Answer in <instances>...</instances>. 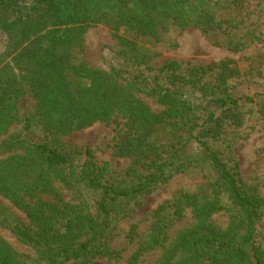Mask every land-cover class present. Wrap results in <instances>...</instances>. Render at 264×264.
Masks as SVG:
<instances>
[{
    "label": "trees",
    "instance_id": "trees-1",
    "mask_svg": "<svg viewBox=\"0 0 264 264\" xmlns=\"http://www.w3.org/2000/svg\"><path fill=\"white\" fill-rule=\"evenodd\" d=\"M214 6L213 0H0V34L7 38L0 52V135L18 121V104L28 93L46 131L65 135L95 122L114 125L116 153L148 163L149 172L138 173L140 178L131 189L117 190L103 183L106 164L93 162L88 149L83 164L77 166L69 153L51 141L17 135L4 141L0 152L9 154L0 159V195L28 220V224L18 221L10 230L45 264H87L94 258L121 257L120 250L100 241L116 213L115 202L131 201L147 189L150 179L164 177L160 159L171 148V134L183 126L190 133L195 127L191 123L195 104L182 89L203 86L217 68L170 59L155 68L151 54L137 40L159 41L172 28L219 29ZM99 23L115 34L132 73L97 68L75 57L87 29ZM218 67L221 73L228 71L227 64ZM216 91L209 93L216 95ZM139 94L154 96L164 109L152 111ZM237 102L229 94L210 96L203 105L204 124H217L213 125L219 119L213 103L225 109ZM21 121L29 129L31 117ZM198 142L215 172L209 183L211 195L200 200L185 193L178 198L170 210L172 218H182L189 208L194 222L175 235L155 264H264L260 238L264 198L242 182L236 165L228 166L204 141ZM183 167L180 164L178 170ZM62 188L100 191L96 217L86 205L64 201ZM221 193L228 205L223 204ZM222 211L228 214L224 227L212 219ZM166 229L164 219L154 222L126 264H136L143 253L165 243ZM133 234L135 226L130 230ZM0 264L30 263L0 235Z\"/></svg>",
    "mask_w": 264,
    "mask_h": 264
},
{
    "label": "rangeland",
    "instance_id": "rangeland-1",
    "mask_svg": "<svg viewBox=\"0 0 264 264\" xmlns=\"http://www.w3.org/2000/svg\"><path fill=\"white\" fill-rule=\"evenodd\" d=\"M213 2L215 17L221 28H172L159 41L148 37L137 40L151 54L150 64L155 68L169 59L189 65H215L217 68L203 86L182 87L185 96L195 104L191 120L195 127L190 133L187 132L188 126H183L171 134L172 141L168 143L171 148L160 159L164 163V177L150 179L147 189L135 195L131 201L123 205H120V201L115 202L113 209L116 213L113 212V218L104 228L100 241L112 249L120 250L121 257L94 258L87 264H126L152 224L162 218L167 225L165 243L143 253L136 262L155 264L175 235L194 222L189 208L177 220L172 218L170 210L182 194L188 193L200 200L211 195L209 183L214 180L215 172L199 140L204 141L228 166L236 165L242 182L256 188L264 198V0ZM119 34H122V30ZM6 43V36L0 34V52ZM229 43L231 47H227ZM121 50L115 34L105 24L99 23L87 29L83 47L77 50L75 57H83L89 65L97 68H117L132 73L133 68L125 62ZM222 64L228 66L225 73H221L218 67ZM210 90H217V94L212 95ZM227 94L238 99L237 105L221 109L213 103L211 108L219 118L213 125L217 124H204L206 112L203 105L206 100L210 96ZM139 97L154 112L164 109L154 96L139 94ZM246 97L250 100H245ZM24 116L31 117V125L27 130L21 121ZM18 117V121L0 135V145L16 135L34 141H51L69 153L77 166L83 164L88 149L93 162L97 165L106 164L103 183L117 190L131 189L139 180V174L149 172L146 168L148 163H138L131 156L116 153L114 125L95 122L69 134H52L40 124L35 115L33 99L28 93L20 99ZM161 132L158 133L161 135ZM8 154L9 151L0 152V159ZM180 164L184 167L178 170ZM136 170L137 173L134 172ZM61 192L64 201L73 205H86L89 213L96 217L100 191L62 188ZM221 198L223 204L228 205L224 193H221ZM162 206L164 210L160 212ZM212 219L224 227L228 214L222 211L213 215ZM18 221L28 224L25 214L0 195V235L30 264H45L30 245L19 241L10 230V226ZM132 226H135V234L130 235ZM260 238L264 242V234Z\"/></svg>",
    "mask_w": 264,
    "mask_h": 264
}]
</instances>
